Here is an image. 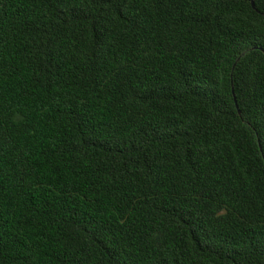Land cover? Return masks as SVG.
Returning a JSON list of instances; mask_svg holds the SVG:
<instances>
[{
    "label": "trees",
    "instance_id": "1",
    "mask_svg": "<svg viewBox=\"0 0 264 264\" xmlns=\"http://www.w3.org/2000/svg\"><path fill=\"white\" fill-rule=\"evenodd\" d=\"M0 264H264V0H0Z\"/></svg>",
    "mask_w": 264,
    "mask_h": 264
},
{
    "label": "water",
    "instance_id": "2",
    "mask_svg": "<svg viewBox=\"0 0 264 264\" xmlns=\"http://www.w3.org/2000/svg\"><path fill=\"white\" fill-rule=\"evenodd\" d=\"M236 103H237V101H236ZM237 105H238V103H237Z\"/></svg>",
    "mask_w": 264,
    "mask_h": 264
}]
</instances>
